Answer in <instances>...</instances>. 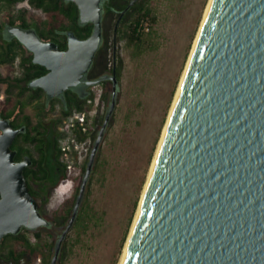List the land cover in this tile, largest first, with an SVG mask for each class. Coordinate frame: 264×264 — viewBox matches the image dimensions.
I'll return each instance as SVG.
<instances>
[{
    "label": "water",
    "instance_id": "95a60500",
    "mask_svg": "<svg viewBox=\"0 0 264 264\" xmlns=\"http://www.w3.org/2000/svg\"><path fill=\"white\" fill-rule=\"evenodd\" d=\"M63 1L93 26L84 39L69 31L65 49L33 28H8L47 70L29 86L50 98L82 81L102 37L101 0ZM111 80L110 105L50 264L76 217L114 109L115 72ZM16 133L0 118V239L48 225L23 174L29 159L14 161ZM121 264H264V0H210Z\"/></svg>",
    "mask_w": 264,
    "mask_h": 264
},
{
    "label": "rangeland",
    "instance_id": "374dc122",
    "mask_svg": "<svg viewBox=\"0 0 264 264\" xmlns=\"http://www.w3.org/2000/svg\"><path fill=\"white\" fill-rule=\"evenodd\" d=\"M145 2L155 18V23L147 30L148 33L144 35L142 43L136 46L135 43L128 44L125 39L116 37L112 44V50L114 49L123 62L114 109L104 130L78 208V212L82 210L84 215L78 223H75L76 218L74 219L63 239L55 264L119 263L155 149L208 0H145ZM26 5L25 0H22L17 5L2 7L0 22L5 21L7 16H15L17 9ZM30 23L34 28L40 27L39 22ZM112 50L109 49V54ZM16 62L14 59L11 63L14 75L20 71V65ZM2 67L3 65L0 66L1 72ZM106 85L107 98L103 102L101 101L103 85L89 87L93 101L86 102L89 110L84 112L82 123L85 127L83 132L88 135L87 139L81 142L75 139L78 126H81L80 122L74 123L72 128L67 126V117L58 124L62 132L58 144L66 147L61 158L66 168L71 165V169L70 173L67 169L68 178L60 181L47 202L42 205L43 214L53 225L37 230L42 231L44 236L42 242L43 244L48 242L51 251L45 249L43 255L37 259V264L43 261L44 264H50L55 244L68 224L71 215L61 223L54 222L57 221L58 213H66L67 208L74 204L79 189L76 179H82L84 173L82 167L88 160L110 105L112 92L110 78ZM6 88V84L0 86V99L8 96L5 93ZM10 90V96H18L17 88ZM26 96L21 98L25 111L31 116L37 110L41 112L40 107L44 99L35 101ZM96 98L97 104L94 102ZM59 107L60 102L55 100L52 110L46 116H58ZM74 112L77 111H73L70 117ZM96 115L99 116V124L93 120ZM85 153L86 156L82 159ZM54 211H57V214ZM87 212L93 216H87ZM19 233L25 235L31 243L36 242L33 233L22 230ZM47 233H52V236L48 238ZM16 242L17 239L13 237L0 239V258Z\"/></svg>",
    "mask_w": 264,
    "mask_h": 264
},
{
    "label": "trees",
    "instance_id": "16d2710c",
    "mask_svg": "<svg viewBox=\"0 0 264 264\" xmlns=\"http://www.w3.org/2000/svg\"><path fill=\"white\" fill-rule=\"evenodd\" d=\"M22 0H0V9L6 6L17 5ZM26 6H20L17 9V13L15 16H7L6 20L8 24L16 25L21 28H30L31 22H39L40 27H35V30L39 37L45 41H54L58 44L60 49L66 48V35L67 32L72 31L81 39H84L90 35L92 32V24L91 23H81L79 21L78 9L76 5L71 1H63V0H25ZM128 0H101V13H102V39L99 45V48L95 54V58L90 69L87 72L88 79H100L101 85H103V94L101 101L103 102L107 98V85L106 79L110 78L115 72V77L117 79V83L119 81L120 72L122 69V58L118 56V54L112 50V44L115 41V38L125 39L128 44L135 43L136 46L142 43V39L145 34H147V30H144L140 25V21L142 18H148L150 21V25L148 29H151L155 23V18L151 14V10L145 0L135 2L129 10H127L122 16L121 20L117 24V20L121 16L122 11L126 8ZM116 27V29H115ZM1 28V24H0ZM111 44V46H109ZM109 49L112 50L111 54H109ZM21 56L20 67L22 71L14 75L11 63L16 58V56ZM2 67V72L0 71V86L3 84L7 85L5 93L8 96H5L4 99H0V113H4L7 109L8 115H14L16 112H22V109H19L21 96L25 91H31L29 95L30 100H35L43 97L42 89L36 87L31 88L29 86L30 81L33 79L45 74L47 70L38 64L32 62V53L29 52L22 44H20L14 37L9 39L7 36L2 35L0 32V66ZM110 74V75H109ZM104 80V81H102ZM11 88H17L16 97L10 96ZM89 89V88H88ZM118 90V84H117ZM116 90V91H117ZM117 93V92H116ZM90 100L93 101L92 92L89 90L84 96H80L72 89H68L63 92V100H61V112L57 117L55 126H58L59 122L63 118H67L73 111L77 112H86L89 110V105H86V102ZM10 102V105L6 107L4 104ZM55 99H51L49 102V106L45 111L49 112L52 110ZM59 101V100H58ZM46 112V113H47ZM99 116L96 115L93 120L95 123L99 122ZM24 119L26 122H30V116L25 115ZM42 127V122L39 120L36 129ZM82 126H78V129L75 133V136L78 142L84 141L88 138V135L83 132ZM62 132L57 129L56 136V148L58 151V155H62V150L59 147L58 139L61 137ZM95 134V132H94ZM93 134V135H94ZM40 163V162H39ZM63 168V175L60 178V181L68 178L67 168L65 163H61ZM86 166V164H85ZM85 166L82 167L85 170ZM27 175H33L35 178L42 180L41 175H37L36 172L28 171ZM33 173V175H32ZM26 175V174H25ZM80 178L76 179V184L79 188ZM33 196H36L34 191H31ZM72 206L67 208L66 213L57 214V221L54 223H61L64 219H67L68 215L72 213ZM41 208H39V211ZM88 210V209H87ZM86 211V209H85ZM41 212V211H40ZM84 213L82 210L77 212L76 214V222L78 223ZM87 216H93V214L86 213ZM53 223L50 220L51 227ZM35 236V243H31L30 240L23 235L22 233H18L16 235L8 234L5 235L2 239L7 237H13L17 239V242L7 250L5 257H13L17 258L22 255H28L31 258V262L29 264H37L36 261L39 257L43 255L45 249L47 251H51V245L48 242H44L43 244V233L40 230H36L33 232ZM52 233H47V237L50 238ZM56 245V244H55ZM43 261L40 264H44Z\"/></svg>",
    "mask_w": 264,
    "mask_h": 264
},
{
    "label": "flooded vegetation",
    "instance_id": "af4514ba",
    "mask_svg": "<svg viewBox=\"0 0 264 264\" xmlns=\"http://www.w3.org/2000/svg\"><path fill=\"white\" fill-rule=\"evenodd\" d=\"M137 1H141V0H128L126 8L122 11L121 16L117 20V24L121 20L124 13L127 10H129L130 7ZM0 24H1V28H0L1 34L11 39L12 36L8 33V28L16 25L8 24L7 21L0 22ZM101 24L103 29L102 13H101ZM30 28L35 29L34 27H30ZM20 58H21L20 55L16 56L15 58L16 60H18V63H20L21 60ZM21 71L22 68L20 67L19 73ZM105 79L107 81L108 77L104 78V80ZM89 81H92V79L91 80L88 79L86 73L82 81L76 87L71 89L80 96H84L89 91L88 88L92 86L88 84ZM30 93L31 91L27 90L21 96H19L20 99L19 109H22V112H19L18 110V112H16L14 115H8L7 114L8 109H7L3 114L0 113V118L7 120L8 123L11 125V127L17 130V133L10 144V148L13 151H15L14 161H18V162L22 161L25 157L29 159V163L23 169V174L27 181L30 192L34 191L36 193V196L34 197L37 200L38 211L39 208H41L40 210L41 212L40 211L39 212L43 217L46 218V216L42 212V205L47 202L50 195L58 186V182L63 175V168L61 165L63 160L61 156L58 155V151L56 148V136H57V129L59 130V127L55 126L57 117L60 115L61 108L59 107L58 116L47 117L46 114L48 112L46 113L45 110L49 106L50 100L53 98H50L45 93H43L42 98L35 99V101L44 99L43 105L42 107H40L42 111L40 112L37 110V112H35L33 116H31L25 111V108L23 107L24 101L21 99L26 95L29 97ZM54 99L59 100L61 105V100H63V93L59 97ZM4 105L8 107L10 105V102L8 101ZM25 115L30 116L29 123L26 122V120L24 119ZM39 120L42 122V127L36 129V125ZM28 171L36 172L37 175H41L42 180L40 179L37 180V178H35L33 173H32L33 177L31 175H27L29 173ZM47 220H48V225L46 226V228L50 226V220L49 219ZM22 231L31 232V233L34 232V230L31 231L28 229H22ZM30 262H31V258L28 255H22L17 258H13V257L8 258L5 257L4 255L2 256V258H0V264H29Z\"/></svg>",
    "mask_w": 264,
    "mask_h": 264
},
{
    "label": "bare ground",
    "instance_id": "6f19581e",
    "mask_svg": "<svg viewBox=\"0 0 264 264\" xmlns=\"http://www.w3.org/2000/svg\"><path fill=\"white\" fill-rule=\"evenodd\" d=\"M209 2L210 0H208L207 2V5H206V8L204 10V13H203V17L201 19V22H200V25H199V28L197 30V33L195 35V38L193 40V43H192V46L191 48L193 47V45L195 44V42L197 41V38L199 36V32H200V28H201V25L203 23V20H204V17H205V13L207 11V8H208V5H209ZM191 50V49H190ZM189 58H190V52H189V55H188V58H187V61H186V64L184 66V69H183V72L181 74V77H180V80H179V83H178V86H177V89H176V92H175V95H174V98L172 100V103H171V107L169 109V112H168V116L166 118V121H165V124L163 126V129H162V132H161V136H160V139L158 141V144H157V147L155 149V152H154V156H153V159H152V162H151V165H150V168H149V171H148V175H147V179L145 181V184H144V187L142 189V193H141V197H140V200H139V204L137 206V209H136V212H135V216L133 218V221H132V224H131V227H130V230H129V233H128V236H127V239L125 241V244H124V247H123V251H122V254H121V257H120V260H119V263L118 264H121L122 263V260H123V257L127 251V248H128V245H129V242H130V238H131V235H132V232H133V228H134V225H135V221H136V218H137V215H138V211H139V208H140V204H141V200H142V197H143V194L145 192V189H146V185H147V182H148V179L154 169V166H155V162H156V159H157V152H158V149L159 147L161 146L162 144V141H163V138H164V134H165V130H166V126H167V122H168V119L170 117V113H171V108H172V104L176 98V95L181 87V84L183 82V79H184V76H185V73H186V70H187V67H188V63H189Z\"/></svg>",
    "mask_w": 264,
    "mask_h": 264
},
{
    "label": "built area",
    "instance_id": "2783aa9c",
    "mask_svg": "<svg viewBox=\"0 0 264 264\" xmlns=\"http://www.w3.org/2000/svg\"><path fill=\"white\" fill-rule=\"evenodd\" d=\"M140 25L142 26V28L144 29V30H148V27H149V25H150V21H149V19L148 18H142L141 19V21H140ZM17 62H18V60H17ZM16 62V63H17ZM15 63V64H16ZM19 64V63H18ZM99 98V97H98ZM98 98H96V100L94 99V102H95V104H97L98 103ZM88 102H91L90 100H88ZM84 116H85V114H84V112H74V114H73V116H69L67 119H68V124H67V126H71L72 128L74 127V123H79L80 122V125L82 126L83 124V122H84ZM82 131H85V127L84 126H82ZM87 139V138H86ZM59 147H60V149L62 150V153H65V151H66V147L62 144H59ZM87 151V148L85 149V152ZM85 156H86V153H85V155H84V157L82 158V159H84L85 158ZM82 159L80 160V161H82ZM67 169H68V172L70 173V169H71V165H68L67 166Z\"/></svg>",
    "mask_w": 264,
    "mask_h": 264
}]
</instances>
